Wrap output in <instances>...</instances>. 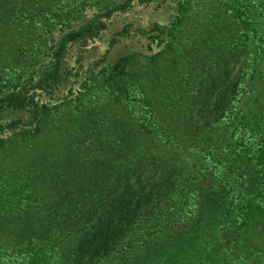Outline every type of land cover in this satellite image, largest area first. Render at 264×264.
<instances>
[{
	"label": "trees",
	"instance_id": "obj_1",
	"mask_svg": "<svg viewBox=\"0 0 264 264\" xmlns=\"http://www.w3.org/2000/svg\"><path fill=\"white\" fill-rule=\"evenodd\" d=\"M192 1L0 0V55L34 15L46 25L48 43L20 48L23 64L17 63L30 74L0 81V157L20 144L29 149L24 168L0 186V226L13 237L11 252L26 246L31 264L47 263L48 255L55 264L137 255V264H166L203 253L207 264H223L228 252L239 251L264 264V25L246 16L250 38L235 52L208 34L193 73L183 69L191 62L184 40ZM159 60L163 72L156 76L147 66ZM140 67L149 71L139 74ZM244 76L248 85L256 80L243 101ZM99 79L114 98L142 102L146 139L119 123L116 112L94 109L67 135L57 124L30 148L43 123L59 119ZM193 192L199 210L172 241L179 245L164 243L155 261L142 255ZM173 198L172 209L161 206ZM10 215L20 221H3ZM208 233L222 242L209 247Z\"/></svg>",
	"mask_w": 264,
	"mask_h": 264
},
{
	"label": "rangeland",
	"instance_id": "obj_2",
	"mask_svg": "<svg viewBox=\"0 0 264 264\" xmlns=\"http://www.w3.org/2000/svg\"><path fill=\"white\" fill-rule=\"evenodd\" d=\"M61 1L66 2V0ZM192 4L193 10L189 16L191 19H188L189 22L186 28L184 40L185 45H187L190 50L189 57L191 62H187L183 69L188 68L193 73L198 71V68H196L199 65L197 55H200L205 49L206 44H208L205 39V37L207 38L208 34L211 35L215 33L216 37H219L220 43H226V48L230 49L231 52H235L237 44L241 45L244 38H246V40L250 38L248 36L250 26L246 20V16H255L257 19L263 22L264 25V0H193ZM34 16L35 17H32L29 21L27 20V24L19 31L20 38L17 40V42L15 44L10 42L8 46L4 47V55H0V81L14 77H25L30 74L29 70L25 71V69H22L21 64H23V62L20 61L22 58V54L20 55V48L23 46L30 47V45H34V47H31L30 49H34L35 47H38L42 50L46 49L48 45V43H45L47 42V40H45L47 39L46 25H41L40 19L36 15ZM239 25L241 29H239ZM216 30L219 32L217 33ZM241 31L244 32L243 36ZM246 33L248 34L246 35ZM129 44L133 46L135 44V40H132V43ZM224 50L225 49H223V51ZM242 56H244V53ZM230 59L232 61L235 59V57L232 56ZM141 61L143 60H140L139 63H141ZM17 62L21 64H18ZM230 63L233 64L232 62ZM163 64L164 62L159 60L157 65H154L153 63V65L149 64L147 67L152 66L151 69L152 71L156 72L157 76L158 72H163L161 70V65ZM174 64L181 70L182 63L176 62ZM147 67H140L138 69V73L140 74L148 72L149 69H147ZM205 68H207V65H205ZM231 68L232 67L230 66L229 70L232 73H235L236 68ZM244 77V82L240 87L241 95L245 93L243 101L246 100L248 96H251L252 91L250 86L255 84L256 80H252L248 85V77ZM141 78L148 80V76H146V74H143ZM176 89H180V87H177ZM85 91L86 95L83 96L82 100L74 104H69L68 107L64 108V111H62L59 119L50 118L43 123V136L41 139H39L40 141L31 143L30 148H33L40 142L45 141V139H47L49 136V133L52 132L53 126H57V124L64 130L63 135H67V133L71 131L72 128L78 126L79 124L85 123L83 120H80V115L85 114L86 111L89 110L93 111L94 109L104 110V113L107 115H111L116 112L115 115L118 119H120L119 123L124 122L129 127H135L136 131L140 132L138 134H141L142 138L146 139L147 135L143 132L140 125V123L144 121L143 119L145 114L143 113L142 102H140L138 98H114V95L106 85V82H104L102 79L91 81L88 85H86ZM242 103V100L234 102L235 111H237L243 105ZM71 114H75L77 119H74ZM83 119L86 120V118ZM27 153H29V149H26L24 144H20L16 147H12L10 151L5 152V154L0 157V186L6 182V180H9L11 183L14 179L15 173L18 174V172L24 168L22 165L26 162V158L28 157ZM222 170L223 167L221 168V171ZM225 175H227V173H225ZM231 183H234V181H231ZM175 195V192L170 194V196ZM175 199L176 198L169 200L168 203H166V200L164 199L161 203V206L168 204V208L172 209L173 207H170V205L175 202ZM198 210L199 203L197 201L196 194L193 192L187 197V199H185L184 208H182L181 211L182 213L177 215L178 217L176 220L173 222V224L168 226L167 229L163 228V230H160L153 235L147 245H145L140 251L142 255H153V259L155 261L157 257L160 256V254L164 253V248H162V245L166 242L170 243L175 241L177 237H179L181 233L187 228V225L191 224L196 218ZM7 219H10L12 222L16 220L17 222L20 221V219L16 218V216L14 217V215L8 216V218L3 219V221ZM19 231L20 237H17V241L22 244L25 242L23 239V234L26 235L27 233L23 227L20 228ZM170 235H173L174 237H171ZM205 235L207 238L204 240L209 242V247H213L217 242H222L219 234L216 236L212 233ZM2 242H4V245H0V247H2L4 250V254L1 255L0 260L4 261L5 264H8L9 258L11 264H31L27 258V252H29V248L27 251L26 246L24 250H15L14 252H11L12 249H15L13 237H8L4 225L0 226V244ZM170 245L178 246L179 244L172 242ZM241 253L242 252L239 251L236 254L228 252L225 256L226 258H224L227 261L223 262L222 260H219L218 262H222L223 264H234L233 261H237L238 264L255 263L254 258L246 257L241 255ZM205 256V253H203L200 256V259L196 258L195 256H186L181 257L178 262L168 260L165 263L207 264L206 261L201 259ZM50 257L51 256L48 255L47 258L48 262L50 261V263L47 262L45 264H55L56 256H53L52 258ZM136 257H138V255ZM136 257L132 256L126 260V257H117L111 262H107V260L103 261L102 264H137L138 261ZM162 259H164L163 256Z\"/></svg>",
	"mask_w": 264,
	"mask_h": 264
}]
</instances>
